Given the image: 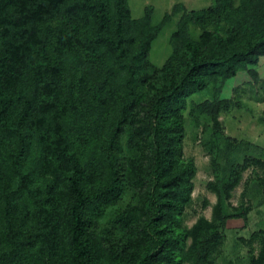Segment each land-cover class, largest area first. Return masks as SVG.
<instances>
[{
	"label": "trees",
	"instance_id": "16d2710c",
	"mask_svg": "<svg viewBox=\"0 0 264 264\" xmlns=\"http://www.w3.org/2000/svg\"><path fill=\"white\" fill-rule=\"evenodd\" d=\"M187 21L204 26L197 39ZM169 22L133 20L129 0H0V264L37 249L42 264H214L219 225L247 219L230 201L248 159L209 183L212 218L183 228L196 175L184 113L264 57V0L191 11L158 69L150 47ZM77 121L85 157L70 139ZM23 196L31 203L17 206Z\"/></svg>",
	"mask_w": 264,
	"mask_h": 264
},
{
	"label": "rangeland",
	"instance_id": "374dc122",
	"mask_svg": "<svg viewBox=\"0 0 264 264\" xmlns=\"http://www.w3.org/2000/svg\"><path fill=\"white\" fill-rule=\"evenodd\" d=\"M217 4H221V0H129L133 20L149 16L152 25L156 26L166 16L170 17V22L151 44V65L158 69L164 67L173 53L174 34L191 11H205ZM233 4L238 7L242 0H233ZM179 5L184 6L183 11H180ZM56 25L54 23L52 28H56ZM204 29L201 23L194 21L185 24V33L194 39ZM79 78L80 72L74 79V88ZM75 94L77 96L76 90ZM217 102H220L218 112L214 110V103ZM77 122L74 123L70 139L76 152L85 157L88 149L81 141L82 123ZM184 124V158L193 161L196 175L192 201L182 218V226L191 228L201 217L211 219L217 196L208 189L209 183L216 180L218 171V175H223L242 165L246 159L250 160V167L244 172L243 180L233 191L230 201V210L247 211V219L230 220L219 225L223 245L221 252L214 256V264H253L264 243V57L257 65L249 66L248 70L226 81L217 98L213 88L191 96L184 113ZM127 141L128 133L122 141V156L129 155ZM14 147V143L6 145L8 151ZM26 163L24 169L29 171V166L33 164L30 160ZM22 203H31V200L23 196L17 206ZM122 207L111 210L102 221V227ZM15 211L18 212V207ZM15 221L16 226L24 232L30 228L22 226L17 218ZM38 256V249L30 250L27 259L19 264H42L37 261Z\"/></svg>",
	"mask_w": 264,
	"mask_h": 264
}]
</instances>
